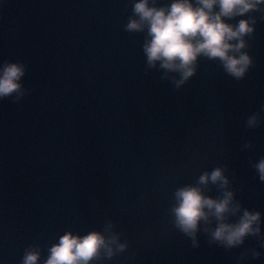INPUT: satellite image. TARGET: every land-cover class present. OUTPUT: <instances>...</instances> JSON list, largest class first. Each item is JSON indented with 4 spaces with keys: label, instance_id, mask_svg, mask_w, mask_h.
Listing matches in <instances>:
<instances>
[{
    "label": "water",
    "instance_id": "water-1",
    "mask_svg": "<svg viewBox=\"0 0 264 264\" xmlns=\"http://www.w3.org/2000/svg\"><path fill=\"white\" fill-rule=\"evenodd\" d=\"M130 14L129 0H0V63H26L29 89L0 100V264H21L33 244L46 258L66 230L107 219L129 246L106 264H236L256 247L226 250L201 233L194 248L168 209L176 187L227 165L264 231V183L252 167L264 156V123L246 127L264 106V18L244 79L201 59L177 89L146 68L144 33L124 27Z\"/></svg>",
    "mask_w": 264,
    "mask_h": 264
},
{
    "label": "clouds",
    "instance_id": "clouds-1",
    "mask_svg": "<svg viewBox=\"0 0 264 264\" xmlns=\"http://www.w3.org/2000/svg\"><path fill=\"white\" fill-rule=\"evenodd\" d=\"M131 14L125 30L144 33L142 51L147 69L161 71L179 89L198 71L201 59L216 61L236 80L244 79L255 63L248 50L258 19L264 18V0H129ZM259 12L258 17L255 13ZM26 63L5 60L0 63V100L21 101L29 92L24 78ZM264 123V106L246 121L249 129ZM251 141L243 149H251ZM256 177L264 183V156L252 162ZM227 165L204 169L194 182L175 188L168 209L170 223L200 246V234L208 243L226 250L240 248L246 240L256 247L245 249L236 264H248L264 253V231L260 214L237 198ZM216 194H212V190ZM127 240L107 219L102 228L85 233L66 230L47 246L25 248L21 264H106L128 248Z\"/></svg>",
    "mask_w": 264,
    "mask_h": 264
}]
</instances>
